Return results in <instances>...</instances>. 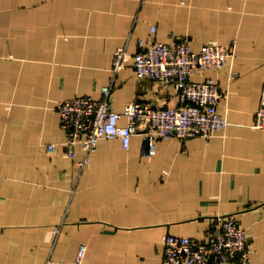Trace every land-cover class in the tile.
I'll return each mask as SVG.
<instances>
[{"label": "crops", "instance_id": "obj_1", "mask_svg": "<svg viewBox=\"0 0 264 264\" xmlns=\"http://www.w3.org/2000/svg\"><path fill=\"white\" fill-rule=\"evenodd\" d=\"M153 26L196 51L236 43L226 67L192 76L227 91L218 110L229 125L159 139L152 157L140 134L129 148L103 138L82 166L84 150L63 147L57 101L103 97L117 48L135 52ZM263 86L264 0H0V264H77L83 243L80 264H162L167 234L205 239L225 213L252 238L249 264H264V130L253 126ZM140 98L179 103L173 85L141 81L129 65L111 105Z\"/></svg>", "mask_w": 264, "mask_h": 264}, {"label": "built area", "instance_id": "obj_2", "mask_svg": "<svg viewBox=\"0 0 264 264\" xmlns=\"http://www.w3.org/2000/svg\"><path fill=\"white\" fill-rule=\"evenodd\" d=\"M156 31L153 26V35L139 39L135 52H130L127 46L117 48L112 65L114 76L103 86V97L83 95L57 101L61 127L67 134L63 147L71 157H75L76 148L81 147L85 152L82 166L90 162L91 154L103 138H120L123 146L129 148L132 137L140 134L144 138L142 155L152 157L157 153L159 139L172 136L210 138L229 125V120L218 110L227 91L215 78L197 81L192 76L200 70L226 67L234 56L236 43L227 46L209 42L196 51L187 36L171 33L170 39L164 41L155 37ZM129 65L141 81L173 85L179 103L157 105L140 98L127 103L122 111L113 109L111 97L115 78ZM123 118L127 119L126 124L121 123ZM253 126L264 130V86ZM56 148L55 143L47 145L51 152ZM59 229L57 226L55 232ZM163 244L162 264H249L253 253L252 238L237 213L215 218L205 239L167 234ZM86 250L87 246L81 244L77 264L83 262Z\"/></svg>", "mask_w": 264, "mask_h": 264}]
</instances>
